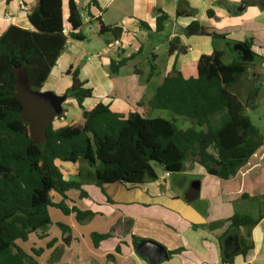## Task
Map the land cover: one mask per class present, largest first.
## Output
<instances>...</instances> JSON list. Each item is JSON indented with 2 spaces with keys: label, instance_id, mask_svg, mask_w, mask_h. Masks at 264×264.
Instances as JSON below:
<instances>
[{
  "label": "trees",
  "instance_id": "trees-1",
  "mask_svg": "<svg viewBox=\"0 0 264 264\" xmlns=\"http://www.w3.org/2000/svg\"><path fill=\"white\" fill-rule=\"evenodd\" d=\"M13 0H7V3ZM36 6L28 14L31 29L12 26L0 37V264H32L34 258L20 245L32 235L44 238L52 226L50 209L64 215L74 214L83 224L92 214L65 203L70 191L88 194L82 182H91L104 191L109 185L136 189L157 180L155 167L172 174L183 172L190 162L202 166L209 176L232 180L238 171L262 148L257 128L247 114L257 107L261 88H253L242 101L235 90L243 81H258V74L248 79L251 64L234 60L224 64L223 53L203 56L197 64V76L186 78L173 70L156 89L150 107L140 105V113L128 116L114 112L109 105L98 103L93 108L85 103L93 98V90L80 78L78 69L69 70L72 85L64 98L76 101L82 111L80 122L56 129L50 120L43 121L40 138L35 136L25 109L33 99L29 89L40 91L66 49L68 39L84 41L81 13L73 0L69 2L64 34L62 0H34ZM169 17L161 14L155 32L161 33ZM143 29H149L141 24ZM198 28L191 24L186 31ZM100 34L114 32L115 27L99 26ZM213 38L224 39L215 33ZM251 48L250 43H247ZM176 51L174 40L168 54ZM132 58L112 62V74ZM151 65L147 80L155 76ZM44 102L50 104L47 100ZM149 109L166 110L179 118H187L199 128H180L178 118H152ZM45 120V119H44ZM58 163L81 164L78 180H68ZM155 165V166H154ZM53 194L64 201L54 202ZM234 227L254 228L258 220L242 215L232 219ZM65 232L69 228L59 224ZM95 246L110 235L92 234ZM39 257L42 250H32Z\"/></svg>",
  "mask_w": 264,
  "mask_h": 264
},
{
  "label": "crops",
  "instance_id": "crops-1",
  "mask_svg": "<svg viewBox=\"0 0 264 264\" xmlns=\"http://www.w3.org/2000/svg\"><path fill=\"white\" fill-rule=\"evenodd\" d=\"M69 2L62 0L65 27H69ZM73 2L81 14L89 17V22L83 23L95 24L98 38L107 44L116 35L114 32L101 35L99 26L115 27L119 31V27L127 26L133 30V22L139 21L149 29H143L140 25L138 42L133 50L100 58L97 55L104 50L86 57L82 43L70 39L57 67L43 86L47 90L41 92L29 89L33 99H43L50 103L53 99L63 98L72 85L68 71L78 69L80 78L94 92L93 98L85 103L86 107L93 108L103 103L114 112L128 116L141 112L139 106L144 104L142 102L147 96L136 79L144 74L137 65L140 57L145 58L149 68L152 64L156 67L155 76L147 82L151 83L154 78H158L160 85L173 70L186 78L196 77L199 60L215 52H222L225 58L230 48L233 57L230 63L239 61L242 54L234 51L237 44L248 47L247 43H250L251 48H248L253 59L247 64H254L257 58L263 61L264 66V0ZM35 6L34 0H13L10 3L0 0V37L12 26L31 29L28 14ZM161 14H166L169 20L164 23L162 32L156 33V22ZM194 23L198 28L186 31ZM199 29L204 30V33H197ZM213 33L224 39L209 35ZM160 34L167 38L166 56L158 54L161 47L153 42ZM173 40L175 47L184 48L185 51L169 55V46ZM129 58L132 60L117 75L134 63L133 77L128 79V84L120 85L113 78L111 64ZM68 103L75 105L76 110L73 112L78 117L77 122H80L82 111L76 101L69 100ZM53 125L58 129L68 124ZM60 164L67 169L68 176L58 163L66 179L78 180L79 164ZM188 166L192 175L203 179H194L183 193L173 189L171 178L163 186L158 182L164 173L158 166L155 168L157 180L148 181L136 189L109 185L103 191L91 182H82V189L88 197L84 198L76 191L74 200L67 195L65 203L69 209L90 212L91 218L80 224L74 214L69 215L67 221L56 213V224L67 225L69 230L63 232L59 227L55 233L50 230L44 238L32 235L28 242V254L36 261L32 264H150L137 251L143 241L157 243L169 254L167 259L157 264H264V183L261 176L264 164H252L249 161L232 180L225 182L209 176L195 162L188 163L186 168ZM74 169L78 171L74 173ZM247 169L253 170L251 175L243 176L244 183L249 182L250 186H233ZM53 197L55 203L64 201L59 195L53 194ZM235 215L259 222L252 229L243 226L237 228L231 221ZM94 233L110 235V238L95 246L91 238ZM33 249L42 250L43 253L37 257L31 253Z\"/></svg>",
  "mask_w": 264,
  "mask_h": 264
},
{
  "label": "rangeland",
  "instance_id": "rangeland-1",
  "mask_svg": "<svg viewBox=\"0 0 264 264\" xmlns=\"http://www.w3.org/2000/svg\"><path fill=\"white\" fill-rule=\"evenodd\" d=\"M82 32L86 36V39L84 41H79V43H82L83 48L86 51V57H91L99 53L100 51H103L107 47V42H105L103 39H99L97 35V27L96 25H89L87 23L84 24V27L82 29ZM167 38L165 35H157L154 39V43L159 45L161 47L160 51H158L159 55L166 56L167 54ZM227 55L225 58H223V63L228 64L230 63V59H232V51L227 49ZM137 61V65H139L140 69L144 71L143 75H140L136 77L138 80V83L141 84L145 90L146 100H144L142 103L146 104L147 107H150V104L153 100L152 96L155 95L156 89L160 85V80L158 78H154L151 83L147 82L148 78V72L150 70L149 65L146 63L145 58L140 57ZM140 63V64H139ZM133 65L134 63H131L125 71H123L120 75L112 74L113 78L117 79L120 85L128 84L130 77H133ZM250 69V75L248 76V79H252V75L258 74V81L256 82H250V81H243L235 90L240 95V98L242 101H245L248 93L255 87L261 88L260 95L257 100V107L254 110L248 109L247 114L250 117L252 123L257 128L259 135L262 139L263 146L262 148L249 160L252 164H264V66L263 61L256 58L254 64H251ZM47 90V87H43L40 91L45 92ZM59 102H55L52 100L50 104L47 102L45 103L44 100H28L25 104V109L27 111L28 121L30 125H33L34 123V132L35 136L37 138H40L41 129L43 126V121H46L45 124H48V122L51 120L52 123L58 125H71L73 123H76L78 120V117L73 112L76 110L75 105L69 104L68 99H65L64 97L58 100ZM143 104V105H144ZM150 116L152 118H163L167 120H173V118H178L179 121L177 122L178 127L180 128H196L199 130V128L194 124V122L187 118H179L172 114L169 111L166 110H154L149 109ZM45 119V120H44ZM61 122V123H60ZM41 139V138H40ZM60 168L65 172L66 176H68L67 169L63 166V164L59 163ZM155 166V165H154ZM84 167L81 164L77 166V168ZM156 168V167H155ZM251 169V167H250ZM247 169L244 171L239 177L237 183H234L233 186L237 188H244L250 186V183L247 182V184L244 183L243 176L245 175H251L253 170ZM74 173L78 170L74 169L72 170ZM262 181L264 183V170L262 172ZM203 179L201 176H194L191 174L189 166L180 173H174L171 177V184L174 190L183 193L189 189L191 186V183L194 179ZM254 179V178H253ZM184 180L186 181L185 183ZM241 180L243 183H241ZM252 181V180H251ZM225 182V181H224ZM182 184L183 186H180ZM76 191H70L67 195L69 199L74 200V197L76 196ZM51 215H52V226L50 230H52L53 233L59 228V226L56 224L57 218L56 213L60 214L62 218L69 221V217L64 215L60 210L51 208L50 209ZM65 223V221L63 222ZM67 223V222H66ZM64 225V224H63ZM67 226V225H65ZM29 243L27 244H21L20 247L26 252L29 253ZM32 253V252H31ZM33 254V253H32Z\"/></svg>",
  "mask_w": 264,
  "mask_h": 264
},
{
  "label": "built area",
  "instance_id": "built-area-1",
  "mask_svg": "<svg viewBox=\"0 0 264 264\" xmlns=\"http://www.w3.org/2000/svg\"><path fill=\"white\" fill-rule=\"evenodd\" d=\"M81 18L83 22H89V17L85 14H81ZM139 21H134L133 26L134 29L132 30L130 27L122 26L119 27L120 35L119 37H115L109 44H107L106 49L101 52L97 57H103L109 54H121L123 52L133 50L135 45L138 42V35H139ZM64 34L69 38L70 29L69 27L64 28ZM70 38L68 39L67 43H70ZM171 173L165 172L158 178V182L163 186L166 184L167 180L171 178Z\"/></svg>",
  "mask_w": 264,
  "mask_h": 264
},
{
  "label": "water",
  "instance_id": "water-1",
  "mask_svg": "<svg viewBox=\"0 0 264 264\" xmlns=\"http://www.w3.org/2000/svg\"><path fill=\"white\" fill-rule=\"evenodd\" d=\"M199 31L204 33V30L202 29L196 30L197 33ZM234 51L240 52L242 54V57L239 60L242 63H249L253 59L250 49L245 44H237L234 47ZM53 101L59 102L55 99H53ZM180 186H182V184ZM67 243H69V241H67ZM137 251L142 257L147 258L150 264H157L163 259H167L169 257V254L162 246L152 241L141 242L138 245Z\"/></svg>",
  "mask_w": 264,
  "mask_h": 264
}]
</instances>
